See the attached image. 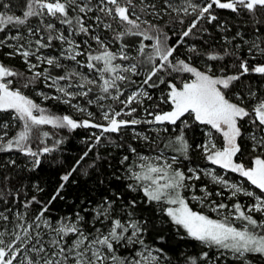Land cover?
I'll return each instance as SVG.
<instances>
[{
  "label": "snow or ice",
  "instance_id": "obj_1",
  "mask_svg": "<svg viewBox=\"0 0 264 264\" xmlns=\"http://www.w3.org/2000/svg\"><path fill=\"white\" fill-rule=\"evenodd\" d=\"M21 9L15 14L10 0H0V33H4L0 50L9 49L3 53L9 58L19 56L30 73L26 76L0 61V114H7L0 116V153L15 151L31 157L30 170L34 171L41 165V156L63 142L48 146L45 141L51 134L39 132L43 126L69 131L94 128L100 134H92L87 150L60 177L62 182L47 202L32 196L21 203L18 189L0 188L4 205L0 209V264H264V91L242 82L251 74L264 77V0H21ZM217 10L251 21L254 38L245 39L247 33L237 31L231 40L239 38L242 43L234 44L232 51L223 49V54L201 51L197 41L188 44V56L177 59L185 38L199 36L194 30L201 22H216L220 30H229L219 21ZM165 17L168 24L181 25L192 17L175 44L169 43L161 26ZM224 39L231 44L228 37ZM243 45L247 55H236ZM225 56L236 61L235 73L227 74L222 67L217 74L213 63H205L203 69L195 66L202 58L215 62ZM177 76L181 77L179 86L174 82ZM133 77L140 84L128 93L127 87L137 84ZM14 80L24 83L17 87ZM37 83L54 89L51 95L37 93L44 100L66 104L88 118L51 113L21 90ZM160 85L166 91L161 89L156 110L144 109L151 119L120 118L133 117L137 112L133 103L142 105L144 99H152L144 86ZM78 97L99 112L73 103ZM115 102L122 105L119 110ZM160 104L167 105V110ZM140 124L170 125L172 135L150 137L134 131L132 139L144 141L149 153L126 146L129 154L120 161L124 174L115 179L126 181L130 198L116 192L96 202L81 201L82 206L72 213L54 218L51 206L58 198L65 199V186L104 134ZM194 125L204 130V142L189 143L185 130ZM160 130L169 132L167 127ZM33 141L38 145L35 150ZM169 151L175 154L169 156ZM196 151L212 165L238 174L242 182H230L214 170L185 166V171L179 158L189 160L190 152ZM245 153L248 164L240 161ZM15 164V160L7 162ZM89 167H95V162ZM0 170H4L6 184L11 177L2 161ZM201 172L222 190L213 193L205 185L199 189L202 195H196V185L188 182L199 180ZM188 190L191 199L207 203L216 218L194 210L185 195ZM223 190L229 191L230 204L211 199L214 194L222 196ZM240 196L250 202L241 203ZM33 204L41 207L30 211ZM142 204L156 205L180 239L203 246L200 253H179L174 261L163 247L146 243L150 221L137 215L143 211Z\"/></svg>",
  "mask_w": 264,
  "mask_h": 264
},
{
  "label": "trees",
  "instance_id": "obj_2",
  "mask_svg": "<svg viewBox=\"0 0 264 264\" xmlns=\"http://www.w3.org/2000/svg\"><path fill=\"white\" fill-rule=\"evenodd\" d=\"M9 2V0H5ZM13 5V12L15 14H20L21 12V0H10ZM216 14L218 15L219 21L225 23L228 27V31H222L218 27L209 25L206 22H201L198 24L197 29L194 30L199 32V36L196 38L190 36L186 39V44L182 47H179L176 53L177 59L185 58L189 55L187 52L188 44L197 42V47L201 51L205 52H220L223 54V49H228L232 51L234 44L242 43L239 38L232 41L231 38L235 36L237 31L247 33L245 39L254 38L253 28L251 21L246 18H237L234 14L226 10H217ZM192 17L185 18V23L183 25L179 23L168 24V17H165L164 21L161 22V26L164 28V31L168 33L170 37V44H175L178 38V35L184 28H186L188 21ZM35 22V21H33ZM113 28L119 30L118 25L113 24ZM207 29V32H203V29ZM261 34H264V28H261ZM4 36V33H0V38ZM224 37H228L231 41V44L226 43ZM79 39V38H77ZM264 46V45H262ZM9 49L5 48L0 50V61H2L5 66L11 67L18 72L24 73L26 76H29L30 73L27 71L26 65L23 63L19 56L15 58H9L3 53L7 52ZM238 56L247 55V46L243 45L237 52ZM259 59V57H257ZM205 63H213L215 65L214 70L217 74H220L219 69L224 68L225 73L233 74L237 71V68L234 66L236 61L231 59L228 56H225L223 61H206V58H202L195 61V66L204 68ZM251 64V60H250ZM84 71V69H81ZM186 75V74H185ZM167 79V76H165ZM137 80L136 85H131L127 87V92L136 90L139 87L140 80L137 77H133ZM181 77L177 76L176 82L179 86ZM244 84H251L255 89H260L264 91V77H261L256 74H251L242 78ZM14 86H21L24 81L20 80L19 82L14 80ZM145 89L152 96L151 100L144 99L142 105L133 103L131 107L137 108V112L133 114V117L122 116V119H139L143 115L144 109L148 111L156 110V105L159 104V96L162 94L161 89H165L164 85H160L159 88H148L144 86ZM25 95H28L36 103L40 104L42 107L46 108L49 112L56 115H72L73 118L86 119L88 118L86 114L75 111V109L70 108L68 105L57 102L55 100H44L42 96L37 95L38 92H43L45 94H53L54 89H49L44 86L43 83H37L31 85L28 88L21 89ZM166 91V89H165ZM125 97H121L124 99ZM73 103H79L81 106H84L88 111L98 113L99 109L95 105H87L85 100L81 97H78L77 100H74ZM113 106L116 110H119L122 105L118 102L113 103ZM160 107L167 110V105L160 104ZM2 117H7V114H0ZM99 121V116L95 117ZM102 122V121H101ZM163 127L169 129L168 133L161 131ZM18 130V129H16ZM48 131L51 136L48 138L45 143L48 146H52L55 141L62 140L63 142L58 145L57 149L51 153L44 154L41 156V165L36 168L34 171L31 169V157L24 156L18 152L11 153H0V161L4 162L7 166L6 174L11 177V179L5 184L3 181L4 170H0V188L7 187L12 189L14 192L16 189L19 190V196L21 203L25 200L31 199L32 196H36L38 201L47 202L51 195L54 193L56 188L62 182L60 177L66 172L70 171L71 168L75 165V162L80 158L84 151L87 150L88 143L92 142L89 138L93 133L99 135L100 130L94 128H78L74 131H69L67 129L57 130L53 129L50 125L43 126L39 129V132ZM135 132L143 133L144 135H149L150 137H155L159 134L160 137H167L172 135V126L170 125H149V124H140L135 126H128L122 128L119 133L104 134L102 137L101 143L97 145L92 152L89 153L88 157L82 161L81 167L78 168L76 172L73 173L70 181L65 186L64 192L62 195L65 196L64 200L59 198L53 203L50 208L51 215L55 217L64 216L66 214L72 213L78 207H81V201H99L105 195H111L112 193H120L125 195L126 199L130 198L127 195V189L125 187L126 181L124 179L116 180L115 176L119 175L123 177L124 168L121 165L120 161L124 155L129 153L126 150L128 144L136 146L139 151L144 154L149 153V146L142 140L132 139ZM204 130L200 127L193 126L191 130H185L186 136L189 139V143L196 144L204 142V135L202 134ZM11 134V133H10ZM106 137V139H105ZM111 141L112 143H109ZM218 145H220V139L217 137ZM117 144H123V148L116 147ZM34 150L38 146L35 141H33ZM42 146V145H39ZM175 153L169 151L167 155H173ZM99 155L101 159L97 160L96 157ZM134 159V157H133ZM9 160H15V166H8L7 162ZM240 161L248 164V153H245L244 156L240 157ZM95 162V167H89ZM210 162L203 159V156L198 151L190 152V159L184 160L182 157L179 158V166L184 168L192 167L202 169L206 167ZM87 172V175L84 172ZM231 175V179L236 181L237 179L243 180L238 174L227 172ZM226 174V175H227ZM190 184L196 185L197 194L200 193L199 189L207 185L208 191L215 193V191L222 190V186L214 184L207 176L201 173V178L195 181H189ZM245 184H248L244 181ZM43 191H37V186ZM249 185V184H248ZM252 190L253 186H249ZM188 192V191H187ZM187 192L185 193L187 197ZM227 192L223 190L222 196H216L215 194L211 197L212 200L224 203H231L232 201L226 197ZM132 196H136L138 199L142 197V194L132 193ZM190 206L197 211H202L201 207H198L197 204L189 197ZM238 199L243 204H247L250 201V198L240 196ZM11 200V197H9ZM13 209L16 208V204L11 205ZM4 207L3 204H0V209ZM41 207L40 204H33L31 210H38ZM142 212L138 211L137 215H142L145 219L149 220V231L145 235L146 243L150 245H155L158 247H163L169 256L176 261V257L179 253H186L190 256H197L202 250L203 246L196 241L185 239H180L179 236L175 234L173 227L167 221V218L159 212V208L156 205H144L142 204ZM159 236H163L164 240L161 242L158 240ZM182 260V258H181Z\"/></svg>",
  "mask_w": 264,
  "mask_h": 264
},
{
  "label": "rangeland",
  "instance_id": "obj_3",
  "mask_svg": "<svg viewBox=\"0 0 264 264\" xmlns=\"http://www.w3.org/2000/svg\"><path fill=\"white\" fill-rule=\"evenodd\" d=\"M130 93V92H129ZM139 119H151V117H149L148 115H147V113H144L143 112V115H141L140 116V118ZM157 126H159V125H157ZM219 146V145H218ZM201 170H214L215 172H216V174L217 175H221V176H224L226 179H228L230 182H242V180L241 179H237L236 181H233L232 179H231V175L230 174H227V171H225L224 169H221L219 166H216V165H212L211 163H209L206 167H204V168H202ZM202 173V172H201ZM227 174V175H226ZM208 177V176H207ZM209 178V177H208ZM210 179V178H209ZM211 180V179H210ZM243 183H244V181H243ZM244 186L245 187H247V188H249L250 190H252L249 186L250 185H248V184H245L244 183ZM226 192H227V194H226V197H228L229 198V195H230V193H229V191L228 190H225ZM196 195H202V193L200 192L199 194H197V193H195ZM191 196H192V192H191V190H188V192H187V197H189V198H191ZM194 201V200H193ZM196 204H197V206L198 207H203L202 208V211L205 213V214H208V215H210V216H212L213 218H216V216H217V214L216 213H212V212H210L209 211V208H208V206H207V203H205L204 205H201L200 203H198L197 201H194ZM250 202V201H249ZM249 202H247V203H249ZM237 223V225H239V221H237L236 222Z\"/></svg>",
  "mask_w": 264,
  "mask_h": 264
}]
</instances>
